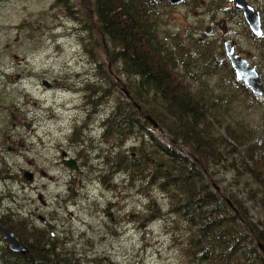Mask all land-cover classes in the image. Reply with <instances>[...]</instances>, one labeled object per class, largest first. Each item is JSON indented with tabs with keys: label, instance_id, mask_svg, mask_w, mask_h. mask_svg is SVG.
<instances>
[{
	"label": "rangeland",
	"instance_id": "1",
	"mask_svg": "<svg viewBox=\"0 0 264 264\" xmlns=\"http://www.w3.org/2000/svg\"><path fill=\"white\" fill-rule=\"evenodd\" d=\"M91 2L72 0L69 4L78 11L82 4L91 10ZM248 4L261 10L264 0H248ZM232 9L226 0H184L159 9V39L197 43L200 55L205 47L215 46L216 54L221 53V41L230 39L235 52L252 62L251 34L240 13ZM61 10L55 0H0V106L6 104L11 114L30 124L27 129L18 126L16 132L26 141L27 159L37 163L45 175L35 180L45 208L34 192H27V198L16 194L18 200L7 206L11 214L32 219L35 227L40 226L37 215L48 218L50 232L62 242V252L67 258L73 256L77 264H185L178 249L182 230L168 213L165 196L148 186L139 191V184L129 181L125 173L113 172L115 157L129 155L140 140L146 142L137 128L123 138L105 134L107 121L127 102L120 91L125 89L124 77L107 59L93 26L82 32L81 22L63 17ZM207 26L212 27L209 35L203 34ZM42 80L51 88H43ZM198 80L201 89L212 90L228 106L221 112L222 125L262 129L260 103L237 86L226 65L210 75L199 72ZM85 99L89 106H84ZM219 131L223 134V129ZM142 132L168 145L163 132L148 123ZM60 149L87 166L80 169L83 186L74 185L75 197L63 186L67 169L59 164ZM176 151L180 152L177 147ZM12 162L16 168L23 166L17 157L11 156ZM215 171L212 182L219 181L220 187L223 180V185L245 199L241 180L223 175L221 167ZM108 183L111 187L105 189ZM57 197L70 202L60 203ZM246 206L252 221L262 219L253 202L246 201ZM139 225L145 226L139 229Z\"/></svg>",
	"mask_w": 264,
	"mask_h": 264
},
{
	"label": "trees",
	"instance_id": "2",
	"mask_svg": "<svg viewBox=\"0 0 264 264\" xmlns=\"http://www.w3.org/2000/svg\"><path fill=\"white\" fill-rule=\"evenodd\" d=\"M165 1L92 0L91 10L85 4L79 6L81 13L90 16L84 31L93 26L107 59L124 77L131 98L121 112L116 108L105 134L123 138L137 128L140 139H146L129 155L115 157L113 172L125 173L129 181L139 184V191L148 186L165 196L168 213L182 230L178 249L185 264H264V124L255 132L220 123L221 112L228 106L212 90L201 89L198 77L199 72L210 75L222 65L232 73L229 64L222 52L216 54V46L205 47L200 55L196 43L159 39L160 17L155 7ZM55 5L69 18L75 17V5L70 6L69 0H55ZM231 12L238 11L233 8ZM255 40L264 66V21L262 37ZM249 96L264 109V99ZM144 116L157 123L167 146L145 137ZM220 167L225 170L223 175L229 173L242 181L245 199L223 185V180L220 187L219 181L210 180L217 177L215 170ZM246 201L259 208L261 220L252 221ZM21 239L30 250L26 256L15 254L16 264H77L73 256L67 258L62 252V242L55 236L34 231Z\"/></svg>",
	"mask_w": 264,
	"mask_h": 264
},
{
	"label": "flooded vegetation",
	"instance_id": "3",
	"mask_svg": "<svg viewBox=\"0 0 264 264\" xmlns=\"http://www.w3.org/2000/svg\"><path fill=\"white\" fill-rule=\"evenodd\" d=\"M247 4H248V0ZM69 2H72V0H69ZM184 0L180 4H182ZM229 3V2H228ZM179 4V5H180ZM232 4V3H231ZM249 5V4H248ZM72 6V5H70ZM170 6H177V5H170L168 3V0L165 1L162 5L156 6V11L158 12L159 9L167 8ZM233 6V4H232ZM250 6V5H249ZM252 7V6H251ZM234 8V7H233ZM235 9V8H234ZM254 9V8H253ZM75 10V17L77 18V22L80 23L82 21V24L80 23L81 28L79 30H82V32H86L85 27L87 26V21L90 19V16L86 15L85 13H81L76 8ZM236 10V9H235ZM237 11V10H236ZM258 13V17L260 20V28H261V35L260 37H255L252 35L246 25L247 30L251 34L250 40L253 41V50H254V56H252V62L246 55H240L235 52V44L233 40L230 39H224L221 41L222 44V53H223V42L225 40H230V45L233 48L234 54L237 56L244 58L247 62L249 67L255 66L256 72L258 74L259 81L264 88V66L263 62L260 57V46L259 43L255 39H260L262 37V22L264 21V6L261 10L254 9ZM63 17H68L70 15H67L65 10H61ZM239 12V11H238ZM240 13V12H239ZM241 15V13H240ZM79 17V18H78ZM242 17V15H241ZM243 19V17H242ZM244 21V19H243ZM85 23V24H84ZM209 28V33L205 35H209L211 33L212 27L207 26ZM205 27V29L207 28ZM222 27V22H219V28ZM204 29V30H205ZM203 30V31H204ZM204 34V33H203ZM197 44V43H196ZM224 55V53H223ZM225 58V56H224ZM230 68V66H229ZM231 69V68H230ZM232 71V70H231ZM3 74V73H2ZM232 74L234 76V73L232 71ZM235 78V76H234ZM236 80V79H235ZM237 81V80H236ZM239 82V81H238ZM241 84V82H239ZM242 85V84H241ZM243 86V85H242ZM244 87V86H243ZM51 88V85H50ZM245 88V87H244ZM246 89V88H245ZM247 92L252 95L255 98L264 99V95L262 97H256L254 96L248 89H246ZM102 95H100L101 97ZM90 102L85 99L84 106H89ZM261 108V107H260ZM261 110L264 111L263 108ZM19 115V114H18ZM20 117V116H18ZM17 116L10 113V109L7 107L6 104H3L0 106V264H16L15 262V253H12L6 243L2 241L3 232L1 229H6L12 233L14 238L22 244L27 249V254H29V245L24 244L21 237L23 235H27L28 233L38 231L39 233L43 235L49 234L51 237H53V233L50 232L52 227L49 223L48 218L43 217L42 215H37V222L39 221L40 226L35 227L33 225V220L31 219H22L20 215L17 214H11V211L9 207L7 206L11 202H16L18 199H16V194H21L20 196H23L27 198V192H34V197L37 202L40 203L42 207L45 208V201L42 198V191L41 187L35 183V180L37 178L42 179L45 177L44 173L42 172L40 167L37 163H33L31 160L27 159V148H26V141L21 137V134L19 132H16L18 126H22L25 129H27V126H30L29 123H26L25 120H22L21 118H18ZM264 124V114H263V121ZM255 132H260V130L255 129ZM70 146H72V143H70ZM64 152L65 155L61 157V153ZM11 156L17 157L20 161L22 160L23 166H18L16 168L15 162H12L13 164H10ZM73 159L76 162L77 170H70L67 169V181L63 183L64 189L66 192H68L72 197L77 196V192L74 191V185L76 187L81 188L83 186L81 178L83 177L82 171L80 169L87 168L85 164H80V160L77 156L70 158L68 156V153L66 151L60 149L59 152V164L61 165V161ZM65 168V167H64ZM29 177V179H28ZM106 186L107 188L111 187V184L108 183ZM13 190V191H12ZM58 202L60 203H69V199L66 198H59L57 197ZM27 202V199H25ZM22 202V201H21ZM52 218H50L51 220ZM68 230H64V233H66ZM50 232V233H49ZM29 246V247H28ZM21 255V254H17ZM21 255V256H26ZM59 264V263H55Z\"/></svg>",
	"mask_w": 264,
	"mask_h": 264
},
{
	"label": "water",
	"instance_id": "4",
	"mask_svg": "<svg viewBox=\"0 0 264 264\" xmlns=\"http://www.w3.org/2000/svg\"><path fill=\"white\" fill-rule=\"evenodd\" d=\"M226 1L232 3L233 7L241 13L250 33L255 37H260L261 28H260V20L258 17V13L254 11V9L251 6L247 4V1L246 0H226ZM181 2L182 0H168V3L170 5H179ZM203 33L208 34L209 28L207 27L203 31ZM230 43H231L230 40H225L223 42V53L231 70L234 73L235 79L241 82V84L246 89H248L254 96L262 97L264 95V88L262 87L259 81L255 66L249 67L248 62L244 58H241L236 54H234L233 48L230 45ZM40 84L43 88L50 89V84L47 81L42 80ZM121 92L124 94V96L128 101H131L128 92L124 88H121ZM132 106L139 111V107L134 102H132ZM143 118L147 121L148 125L152 129L160 131L158 125L154 120H152L148 116H144ZM64 155L65 153L62 152L61 157H63ZM61 165L70 170H74V171L77 170L76 162L73 159H69V160L63 159L61 161ZM211 186L215 192L220 193L219 188L214 183H211ZM107 187L108 186H106L105 189H107ZM225 203L232 211H234L228 200L225 199ZM131 218L132 217L130 216L129 219ZM144 226L145 225H139L138 228L143 229ZM1 230L3 232L2 241L6 243L8 249L12 253L21 254V255L27 254L28 252L27 249L14 238V236L10 231L6 229H1ZM257 246L259 251H263L262 245L258 243Z\"/></svg>",
	"mask_w": 264,
	"mask_h": 264
}]
</instances>
